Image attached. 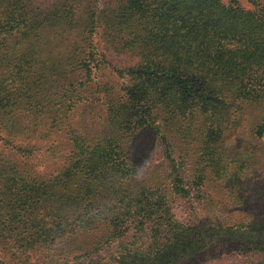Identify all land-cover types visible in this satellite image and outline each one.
<instances>
[{
	"label": "trees",
	"instance_id": "obj_1",
	"mask_svg": "<svg viewBox=\"0 0 264 264\" xmlns=\"http://www.w3.org/2000/svg\"><path fill=\"white\" fill-rule=\"evenodd\" d=\"M99 28L115 52L131 55L112 67L118 82L101 79ZM91 89L105 113L93 133L71 121ZM263 102L264 7L121 0L98 18L81 0L52 9L0 0V133L48 123L68 140L64 164L48 177L0 153L2 248L16 264H40L67 240L103 230L60 264H264V210L233 224L198 220L213 202L208 177L247 188V175L261 170L256 161L248 174L223 144L242 110ZM255 118L261 142L264 113ZM0 143L25 160L36 149ZM0 264H9L2 254Z\"/></svg>",
	"mask_w": 264,
	"mask_h": 264
},
{
	"label": "rangeland",
	"instance_id": "obj_2",
	"mask_svg": "<svg viewBox=\"0 0 264 264\" xmlns=\"http://www.w3.org/2000/svg\"><path fill=\"white\" fill-rule=\"evenodd\" d=\"M33 4L41 9H52L53 6H60L66 1L70 0H32ZM82 5L85 7L92 6L96 9L97 17L99 18L110 10L111 5H120L121 0H81ZM223 3L230 4L231 2H237L238 5L245 10H255L259 7H264V0H220ZM92 10L91 8L88 11ZM82 14V11H79ZM84 15V14H82ZM85 16V15H84ZM99 32L93 36V42L98 47L100 52H103L106 56V63L102 70L101 79H108L110 82H118V76L115 74L114 65L122 66L131 62V55L127 53H117L111 46L106 44V41L102 38V30L99 28ZM100 94V93H99ZM98 93L90 90L88 98L77 105V110L74 116H71V121L74 125H83L82 130L84 132L93 133L94 130L99 128L100 122L104 117V109L101 106V97ZM52 107L56 108L57 104L52 103ZM53 108V109H54ZM264 113V102L259 106H247L242 110L238 117V124L235 127L233 133L227 134L224 139L223 147L226 152L230 154V158L233 162L238 164L243 163V166H247L246 171L250 173V169L256 168V165H252L249 169V165L259 162L261 170H257L250 175H247L248 185L247 188L231 187L225 185L221 180H215L208 177L204 183V190L211 195V204L199 211L200 224L214 225L216 223H228L233 224L238 221L250 220L255 218L261 211L264 210V138L260 140L256 139L251 133V126L255 121V117H258ZM4 119V115L0 112V119ZM82 122V123H81ZM3 127V123H0V128ZM3 132H8L3 128ZM12 140L14 143H22L23 145H31L36 149L28 159L18 158L13 156L9 148L1 145L0 153L5 155L8 159H14L25 165L36 176L48 177L56 169L60 168L66 159L68 151L67 136L61 130L50 127L48 123H44L40 130L36 133L25 134L23 136H4L0 133V138H6ZM14 140V141H13ZM243 143L241 145L237 143ZM240 146H239V145ZM156 158V157H155ZM160 160V159H159ZM158 159L153 163H157ZM160 161L158 162V164ZM154 165V169L158 166ZM160 166V164H159ZM159 166L157 170L159 171ZM155 171V174L159 172ZM243 178V177H242ZM168 197H172L168 194ZM176 210L187 211L185 208L186 202L179 198H172ZM102 231L91 232L88 234L78 235L65 243H62L51 252L50 260L44 261L40 264H60L70 257L71 254L77 253L80 248L90 246L99 241ZM0 254L4 257L9 264H16L9 255L6 254L0 243ZM42 260L45 256L41 257ZM218 263V262H217ZM216 263V264H217ZM18 264V263H17Z\"/></svg>",
	"mask_w": 264,
	"mask_h": 264
},
{
	"label": "clouds",
	"instance_id": "obj_3",
	"mask_svg": "<svg viewBox=\"0 0 264 264\" xmlns=\"http://www.w3.org/2000/svg\"><path fill=\"white\" fill-rule=\"evenodd\" d=\"M143 177H141L140 175H137V179H142Z\"/></svg>",
	"mask_w": 264,
	"mask_h": 264
}]
</instances>
